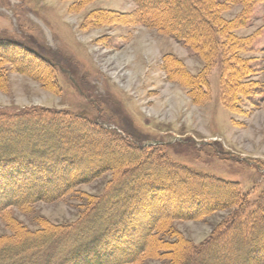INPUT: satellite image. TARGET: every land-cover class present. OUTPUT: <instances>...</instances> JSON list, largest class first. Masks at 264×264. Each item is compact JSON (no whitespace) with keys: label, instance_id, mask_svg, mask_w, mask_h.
Wrapping results in <instances>:
<instances>
[{"label":"rangeland","instance_id":"obj_1","mask_svg":"<svg viewBox=\"0 0 264 264\" xmlns=\"http://www.w3.org/2000/svg\"><path fill=\"white\" fill-rule=\"evenodd\" d=\"M216 1L227 4L222 11L226 20H236L244 8L228 0ZM256 1L247 9L243 26L234 30L238 37H250L244 41L248 47L240 52L248 60L244 69L249 77L243 81L249 84L243 95L232 97L233 108H229L221 95L220 59L212 60L203 86L192 83L190 77L203 71L205 64L192 45L171 35L168 22L176 19L173 9L170 14L165 11L166 15L141 13L133 0H0V41L7 42L0 43V114L34 109L63 122L57 127L54 123L53 130L59 147L70 149L55 170L69 157L74 165L82 166L92 155L119 167L78 184L57 200L8 208L0 217V247L16 243L19 235H40L55 227L80 232L88 218H94V201L118 181L119 194L129 193V199L142 196L131 208L125 204L117 209L124 227L136 225L138 232L157 211L176 203L180 193L187 194L189 184L205 193L211 189L220 195L224 192L203 179L234 186L242 204L249 211L259 206L263 217L264 5ZM29 48L54 55L59 60L53 59L57 68L35 58ZM53 110L81 114L85 119L58 116ZM97 120L117 129L126 141L100 130ZM8 128L0 129V148L21 145L39 156V145L32 144L30 136L38 128L35 124L21 128V138L8 135ZM42 130L44 139H50L48 127ZM144 145L155 148L137 147ZM80 148L86 151L75 153ZM51 174L50 170L46 173ZM140 180L143 184L162 182V186L140 187ZM232 212L220 209L197 219L164 221L153 238L156 251L132 264H244L247 245H237L243 235L236 230L217 236V249L205 247L212 235L230 223ZM109 213L95 225L114 218L115 212ZM129 233L128 228L116 230L108 241L118 246L123 240L131 244L140 240ZM234 234L236 244L223 249L226 237ZM97 248L109 251L104 244ZM58 250L53 246L47 253L29 254L27 260L43 264V258ZM209 254L216 262L213 258L207 263Z\"/></svg>","mask_w":264,"mask_h":264},{"label":"trees","instance_id":"obj_2","mask_svg":"<svg viewBox=\"0 0 264 264\" xmlns=\"http://www.w3.org/2000/svg\"><path fill=\"white\" fill-rule=\"evenodd\" d=\"M133 1L138 7L137 10L141 13L154 11L166 15L165 11H168L170 14L172 9L174 10L176 19L168 22L171 28V35L180 42L192 45L193 49L201 55L205 64L203 71L190 77L193 84L198 83L203 86L205 75H207V72L212 67V60L216 61L220 59L222 99L229 108H233L232 97L234 95H243L242 93L245 92V87L249 84V82L243 81L246 77H249L248 74L246 75L244 69L248 60H243L240 57V52H243L244 48L248 47V45H244V41L250 39V37H238L234 33V30L240 27L242 22L244 23L243 18L247 20V9L252 1L256 0H228V4L231 2L232 4H241L244 6L242 13L236 20L224 19L222 17V11L226 10L227 4L216 0ZM256 2L264 5V0H257ZM157 16L162 17L161 14H157ZM231 25L234 27L231 28ZM163 27L164 25L161 28ZM9 42L12 45L15 43L12 41ZM0 43L7 42L0 41ZM15 45L18 46V44ZM27 50L47 66L57 68L56 62L58 63L59 60L54 55L43 53L36 48H29ZM54 58L56 62L53 60ZM261 92H264V83L261 86ZM52 113L58 116L67 115L76 120L85 119L81 114H75L66 110H53ZM54 123L55 127H57L63 122L46 114L45 111H36L34 109H25L16 114H0V129L5 130L8 128L6 125H10L11 127L8 128L10 130L8 135L11 133L10 136L21 138L23 136L20 132L21 128L35 124L38 128L32 131L30 136L32 138V144L39 145L36 153H40L36 157L34 153H30L26 149L28 147H22L21 145L15 148H0V175L5 176V179L0 180V217H3L5 211L10 207H22L37 202H51L62 198L69 194L70 190L78 184L90 182L108 170L116 171L119 168L118 163H108L98 155H92V160L82 166L74 165V159L69 157L70 159L67 158L68 162L64 163L59 171L57 169L55 170L59 161H62L65 158L64 156L68 155L67 149L70 148L63 149L57 144V141H60V139L56 131L53 130ZM95 124L103 132L112 134L113 136H119L126 141V138H124L125 135L119 133L117 129L108 125L105 126L98 120L95 121ZM45 126L48 127L49 131L47 135L50 139L47 138V140L44 139L45 132L42 130ZM0 138H2V135H0ZM49 146H53L55 149L49 150ZM137 147L139 150L155 148L146 145ZM84 151L86 150L80 148V152L76 151L75 153L83 154ZM48 170L52 172L51 175H46ZM52 170L55 172L53 173ZM194 178L200 180V177L196 175H194ZM201 181L209 183L210 186L222 187L225 190L221 195L217 193L218 190L214 191L213 189L209 193H205L192 189L193 185L189 184L187 186L190 189L187 191L188 195H182L180 193L176 203L173 202L171 206H165L160 211H157L146 225L143 226L141 232L137 231L139 229L136 225H129L128 227L127 224L124 227L121 219H119L120 215H118L119 212L117 209L125 204H128V207L131 208L138 203L142 196L138 198L131 197L129 199V193L119 194L118 186L121 182L118 181L113 184L111 191L109 188L97 201H94L95 203H93L91 208V214L94 218L89 217L88 219L90 221H88V225L84 228L81 227L82 230L80 232L75 231L77 233L74 234L68 231L66 232L63 229L59 230L55 227L54 230L51 228L46 229L40 235L33 233L19 235L16 243L7 242L1 245L0 258L2 260L0 262L3 263L0 264H29L27 260L29 254L32 256L44 254L53 246L59 248L58 252H53L51 256L43 258V264L137 263L144 255L155 250L154 247L156 244L153 238L156 236L158 226L164 221L197 219L220 209H229L231 212V209H235V211L231 213L230 223L228 222L224 226L222 232L220 230L217 233L215 232L216 236L212 235L205 246L207 247L206 249H209L210 246L217 249V236H223L224 233H230L236 230V232L242 233L243 235L240 236L237 245H247L246 252H248V255L246 253L247 256L244 258V264H264V215L263 217L260 216V207L256 205L254 210L249 211L248 207L244 206L239 200L238 191L232 185H224L205 179ZM28 182L31 183L29 185L30 187L24 186V184L28 185ZM142 182L144 180L138 181L137 185L141 183L140 187L144 185L149 187V189L155 184L158 185L157 187L162 186V182L154 183L148 181L145 184ZM133 187H131V190ZM262 210L264 211V208ZM110 211L115 212L114 218L110 219L107 224L96 226L97 220L104 219L106 214H110ZM97 212L99 213L95 214ZM101 215H103L102 218H100ZM90 223H92V227L89 231L88 226ZM124 228L129 229V234H131L132 238L137 237L140 240L136 243L134 242V244H131V240H123L118 246L110 245L108 237L112 236L116 230L121 232ZM234 243L235 234L232 237L227 236L223 244L224 247L222 248L230 250V247ZM61 244H64V247L59 246ZM101 244L107 246L109 251L100 252L97 247ZM178 248L176 247L175 251ZM195 251L196 249L192 251L193 256ZM208 256L210 257L212 255L209 254ZM213 258L214 256L208 258L206 260L207 263L213 262ZM216 259L214 258L215 262Z\"/></svg>","mask_w":264,"mask_h":264}]
</instances>
